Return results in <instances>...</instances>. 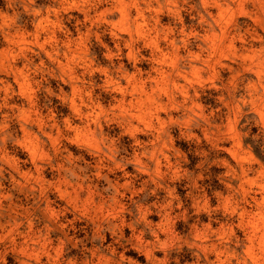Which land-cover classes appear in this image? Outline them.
<instances>
[{"label": "clouds", "instance_id": "9594fccd", "mask_svg": "<svg viewBox=\"0 0 264 264\" xmlns=\"http://www.w3.org/2000/svg\"><path fill=\"white\" fill-rule=\"evenodd\" d=\"M0 264H264V0H0Z\"/></svg>", "mask_w": 264, "mask_h": 264}]
</instances>
